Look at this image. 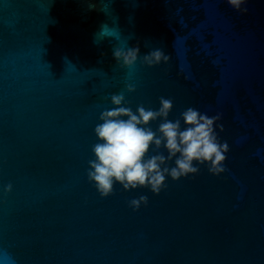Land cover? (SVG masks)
I'll return each mask as SVG.
<instances>
[{"label":"water","instance_id":"95a60500","mask_svg":"<svg viewBox=\"0 0 264 264\" xmlns=\"http://www.w3.org/2000/svg\"><path fill=\"white\" fill-rule=\"evenodd\" d=\"M243 7L0 0V264H264V0ZM131 47L170 59L122 67L114 49ZM121 91L134 112L164 97L170 120L188 107L219 114L226 170L200 165L159 194L115 184L102 198L88 161Z\"/></svg>","mask_w":264,"mask_h":264},{"label":"clouds","instance_id":"9594fccd","mask_svg":"<svg viewBox=\"0 0 264 264\" xmlns=\"http://www.w3.org/2000/svg\"><path fill=\"white\" fill-rule=\"evenodd\" d=\"M247 0H227L234 10L245 13L243 5ZM139 47L115 48L113 57L122 67H133L138 58L141 63L152 67L166 63L170 56L161 48L139 56ZM134 84H126L125 91L134 92ZM125 91L110 96L111 109L101 111L94 128L97 143L92 146L94 159L88 161L87 179L99 195L113 194L114 185L120 184L124 191L148 188L159 194L167 187L166 179L176 181L195 175L200 165H207L209 173L220 174L226 169L224 161L229 151L227 142H221L217 129L220 115L209 116L193 107L186 108L174 120L168 119L173 108L171 98H159V108H146L138 105L135 112L128 106ZM160 120L156 130L149 125ZM163 148L167 155L160 149ZM149 151L155 154L149 156ZM174 166H169V163ZM12 185L4 191H11ZM147 196L129 201V206L137 210L147 204Z\"/></svg>","mask_w":264,"mask_h":264}]
</instances>
